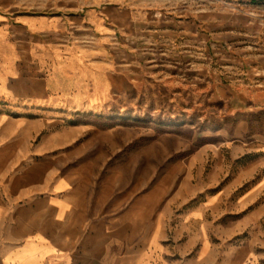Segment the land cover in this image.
<instances>
[{
    "label": "crops",
    "instance_id": "crops-1",
    "mask_svg": "<svg viewBox=\"0 0 264 264\" xmlns=\"http://www.w3.org/2000/svg\"><path fill=\"white\" fill-rule=\"evenodd\" d=\"M127 1L40 12L0 0V264H213L210 223L199 214L207 205L176 215L180 187L104 217L66 166L62 116L121 104L142 76L168 66L182 83L185 66L194 80L206 70L199 81L212 99L237 103L233 128L264 132V42L241 43L195 17L140 20Z\"/></svg>",
    "mask_w": 264,
    "mask_h": 264
},
{
    "label": "rangeland",
    "instance_id": "rangeland-1",
    "mask_svg": "<svg viewBox=\"0 0 264 264\" xmlns=\"http://www.w3.org/2000/svg\"><path fill=\"white\" fill-rule=\"evenodd\" d=\"M17 3L18 10L40 12L83 5L82 0ZM121 5L137 9L140 20L195 17L241 43L264 42L256 35L264 30V0H129ZM174 70L168 66L159 77L156 72L142 76L134 97L121 104L62 116L70 140L64 148L66 166L90 190L104 217L122 213L143 193H151L152 203L158 189L168 193L180 187L183 203L176 215L207 205L199 214L210 223L213 264H264V132L250 125L233 128L240 117L237 103L231 108L222 98L212 99L199 81L206 79V70L199 69L194 80V71L183 66L182 83L172 82ZM255 134L262 140H254ZM124 194L127 201L116 208ZM236 254L248 255L239 259Z\"/></svg>",
    "mask_w": 264,
    "mask_h": 264
}]
</instances>
